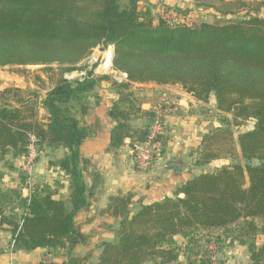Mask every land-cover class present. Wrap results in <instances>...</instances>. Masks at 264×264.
Segmentation results:
<instances>
[{
  "label": "trees",
  "instance_id": "obj_1",
  "mask_svg": "<svg viewBox=\"0 0 264 264\" xmlns=\"http://www.w3.org/2000/svg\"><path fill=\"white\" fill-rule=\"evenodd\" d=\"M123 1L0 0V68L42 66L48 79L36 74V89H0V165L15 171L11 160L27 157L34 138L38 153L65 151L50 166L69 179L67 199L35 184L28 200L23 173L19 187L0 188V230L11 232L13 250L65 251L63 264H212L214 253L235 245L247 248L250 264H264V0H219L220 13L244 16L194 24L156 21L139 10L143 0ZM100 46L114 48L112 67L125 81L96 76L90 57ZM74 73L84 75L67 78ZM103 81L117 96L109 149L145 142L157 118L143 109L147 98L135 85L179 86L203 104L213 96L223 115L201 137L194 166L227 163L191 178L172 197L139 201L135 211L133 194L110 197L102 214L117 222L114 239L91 262L92 250L75 252L90 239L76 216L90 210L102 178L93 173L89 187L84 181L90 161L81 146L91 131L82 117ZM136 119L148 125L138 128ZM249 122L253 128L241 130ZM167 143L164 136L162 156Z\"/></svg>",
  "mask_w": 264,
  "mask_h": 264
},
{
  "label": "crops",
  "instance_id": "obj_2",
  "mask_svg": "<svg viewBox=\"0 0 264 264\" xmlns=\"http://www.w3.org/2000/svg\"><path fill=\"white\" fill-rule=\"evenodd\" d=\"M135 89L147 92L143 93L147 98V102L143 105L144 110H153L162 114L168 138L167 152L153 169L141 170L136 164L133 147L129 140L118 150L109 149L111 130L114 126L109 111L117 97L116 92L111 82L103 81L89 95L90 109L82 117L83 123L91 131L90 137L81 146L82 156L90 161V166L84 173V181L88 187L91 186L93 173L100 174L102 181L91 200L90 210L80 212L76 216V221L82 224V232L89 235L90 239L88 246L78 245L75 252L92 250L91 262L98 261L102 250L101 244L114 239L117 222L107 214H102L108 206L110 197L118 194H133L132 209L135 211L141 200L149 203L172 197L178 187L191 178L207 172L208 167L214 164L202 168L194 166L200 139L209 131L206 129V116H189L188 113L191 104H200V102L183 92L179 86H159L150 83L135 85ZM253 125V122H250L246 130L252 129ZM44 152L46 159H39L41 151L36 161V184H49L57 190L58 197L67 199L69 179L50 166V162L63 157L65 151L47 149ZM11 162L19 168L23 158L11 160ZM165 163H174L178 166L160 169ZM7 171L9 172L8 169ZM8 177L6 175L3 180V188L20 186L19 181L9 182ZM41 180L44 181L41 182ZM58 182L61 184L60 187L56 185ZM64 253L63 250L51 252L47 249H37L32 252L13 250L11 232L0 230V264H38L43 261H48L50 264H63L68 258L66 257V260L62 258Z\"/></svg>",
  "mask_w": 264,
  "mask_h": 264
},
{
  "label": "rangeland",
  "instance_id": "obj_3",
  "mask_svg": "<svg viewBox=\"0 0 264 264\" xmlns=\"http://www.w3.org/2000/svg\"><path fill=\"white\" fill-rule=\"evenodd\" d=\"M128 0L123 1V5H126ZM203 4V5H202ZM221 8V4L219 0H143L139 4V10L141 12H145L146 10H150L157 21L159 18L165 19L168 22L172 23H186V24H194L201 22H227L234 19H239L244 16V13H228L227 10H224L223 14L218 11ZM235 12V10L233 11ZM261 16H264V8L261 10ZM103 46L97 48L93 55L90 57L91 66L97 65L95 68L96 76L98 75H108L112 80L121 79L119 75L111 74L112 63L107 64V56H105L106 52L109 54H114V48L108 47L105 52L101 51ZM109 65L108 68L105 69V66ZM42 66H27V67H4L0 68V88L5 86H22L30 89H36V80L33 79V76L36 74L41 75L45 82L48 81L46 79V74H44L41 70ZM22 70H25L23 73ZM105 70V72H103ZM29 74H28V73ZM41 84V83H40ZM145 90H150L148 88H144ZM142 93H147L146 91H142ZM151 92H149L150 94ZM42 94H44L42 92ZM189 116H206L207 118V130L213 129L220 125V118L223 116L221 113L217 111L214 105V97L212 96L210 102L207 104L203 103H195L191 104L188 109ZM133 125L138 128L146 127L147 121L143 119H136L133 122ZM250 126V122L247 123L241 130H246ZM236 135L238 134V130L234 128ZM45 152L42 151L39 159H46ZM38 159V161H39ZM38 163V162H37ZM227 163V161H218L213 165H210L207 171H213L216 167ZM9 164V163H8ZM15 171L11 172L7 171V168L3 165L0 167V172L4 173V178L8 175L9 182L19 181L21 178V168L15 167ZM43 169V168H42ZM7 179V178H6ZM4 180V179H3ZM44 180H41V182ZM35 180V184H36ZM4 181L0 184V188H3L2 185ZM41 184V183H40ZM5 185H7L5 183ZM7 188V187H6ZM5 189V188H3ZM177 241L179 244L183 245V239L181 237H177ZM80 255H84L86 252H77ZM248 252L246 247H242L239 245H235L234 247H224L222 251L216 252L213 254L212 264H250L248 259ZM67 253L65 252L62 255V258L66 260ZM153 264V263H149ZM177 264H185L184 262H180Z\"/></svg>",
  "mask_w": 264,
  "mask_h": 264
},
{
  "label": "built area",
  "instance_id": "obj_4",
  "mask_svg": "<svg viewBox=\"0 0 264 264\" xmlns=\"http://www.w3.org/2000/svg\"><path fill=\"white\" fill-rule=\"evenodd\" d=\"M105 49V48H104ZM102 51V48H101ZM106 49L102 52H105ZM112 57V56H111ZM91 63V60H90ZM93 66V65H92ZM110 73L119 75L121 79H115L117 82H123L127 79V75L117 72L113 69ZM105 72V70L103 71ZM84 73H74L68 75V79H75L82 77ZM166 136L165 126L162 120V114L157 112V118L152 122L149 127V133L147 140L142 143H137L133 149V155L136 160L138 168L141 170L153 169L156 164L163 159L162 156V138ZM32 142L29 146V154L23 159L22 164L20 165L21 171L25 176V182L22 184V193L23 196L30 200L32 192L35 186V165L39 153L37 151L34 138L31 139ZM41 264H50L48 261H43Z\"/></svg>",
  "mask_w": 264,
  "mask_h": 264
},
{
  "label": "water",
  "instance_id": "obj_5",
  "mask_svg": "<svg viewBox=\"0 0 264 264\" xmlns=\"http://www.w3.org/2000/svg\"><path fill=\"white\" fill-rule=\"evenodd\" d=\"M105 49L102 48V51H104ZM113 59H114V54H112V57H111V63L113 62ZM178 166L177 164H174V163H165L163 164L160 169H168V168H173V167H176Z\"/></svg>",
  "mask_w": 264,
  "mask_h": 264
},
{
  "label": "bare ground",
  "instance_id": "obj_6",
  "mask_svg": "<svg viewBox=\"0 0 264 264\" xmlns=\"http://www.w3.org/2000/svg\"><path fill=\"white\" fill-rule=\"evenodd\" d=\"M105 56H107V64H110L111 63V56H112V53L109 54V52H106ZM109 65L105 66V69L108 68Z\"/></svg>",
  "mask_w": 264,
  "mask_h": 264
}]
</instances>
